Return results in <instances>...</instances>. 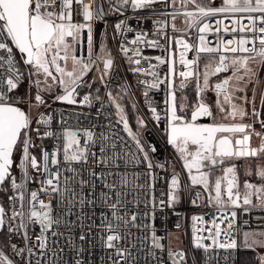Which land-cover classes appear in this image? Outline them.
I'll use <instances>...</instances> for the list:
<instances>
[{"label": "built area", "instance_id": "1", "mask_svg": "<svg viewBox=\"0 0 264 264\" xmlns=\"http://www.w3.org/2000/svg\"><path fill=\"white\" fill-rule=\"evenodd\" d=\"M110 0H99L103 7L104 15L96 17L90 22H85L83 16L79 14L80 6L74 4L76 10L73 14V23H90L92 46L89 48L88 44V29L84 28L77 36L76 40L68 38L71 50V55H75L82 62L89 64V69L97 71L100 94L92 96L91 89L80 91L77 89L78 95L75 99L78 101L76 104L60 103L56 97L63 94V88L59 95L54 98L47 97L44 88L40 85L38 90L35 85L29 81L27 75L21 80L17 89L21 88L30 97L29 104L35 101V96L39 94L43 97L44 103L39 104L42 109L32 117L30 114V107L28 114L31 127L28 135L31 137L32 144L29 151L35 155L38 160L41 158V150H46L49 153L62 149L64 140L62 133L65 128L71 130H79L81 145L83 146L86 137L83 135L84 130H90L94 133V139L99 137L101 133L107 136V141H100L89 144V151L96 153L93 158L89 155L86 163H73L71 167L79 172V178L84 180L93 179L90 176V171H95L103 176H108L109 180L119 179L122 174L127 175L128 179L132 181L135 186L132 191L126 196L124 200V207L121 213L137 215V226L129 227L127 232V239L121 240L122 247H127L132 252L131 264H173L169 256V252L182 251L185 254L184 261L181 264H240V252L242 250L252 251L257 259V264H262V255L256 247L242 246V233L243 232H259L264 234V200L248 205L239 202V206H232L227 204L224 207H218L214 202L210 201L209 193L204 190L202 185H192L188 171L183 167V161L169 143L168 139V124H169V104L170 92H175L176 103L178 107V114L185 116L190 120L191 112L197 105L198 101L203 99L213 116L209 117L210 123H234V124H250L252 127L248 129L251 135L252 147H258L261 141V136L256 133L263 134L261 130L262 121H264V63H261V58L256 57L254 61H250L254 67L251 69L255 73L253 87L241 86L235 78L231 83L235 85L234 89H230L233 96V103L242 107L247 115L241 119L237 116L235 119L231 117L225 119L226 113L219 111L217 100H223L222 96L217 95L214 89L216 83L222 82L227 77H232L233 69L221 72L217 75H212L209 79V88L202 94L199 93L197 88V80L190 79L185 82V87L181 88V77L179 72L184 71V67L180 65V51L182 50L175 43L170 42L169 38H183L190 45L198 44V31L196 27L189 29L185 23L186 17L183 15L185 11L192 10L193 5L188 4L186 7L182 5L181 0H175V4L171 0H160L147 9H134L130 5L125 6L122 12L109 10ZM115 2V0H111ZM200 2V0H198ZM206 3L207 0H202ZM221 0H214V4L218 6ZM85 4L89 0H84ZM174 14L176 19L174 21L176 30L171 27L173 23L172 17L169 14ZM222 17H209L206 22L213 31L203 33L205 36L206 46L216 47L221 44V41H232L231 44L224 43L223 47L236 46L235 40L241 37L251 39L253 33L249 32H228L223 31L217 33L214 31L218 27L216 20ZM124 21L125 27L122 31H118L115 27L117 23ZM160 21L162 23L157 24ZM244 25L250 26L247 20L243 21ZM225 26L228 28L238 27L232 23L231 19H225L223 25H219L221 29ZM128 29H131L130 31ZM100 32V33H99ZM102 34L104 37V46L96 45V35ZM145 33L147 40H156L159 42V47H150L147 44L139 45L141 49V68L140 73L132 71L137 67L130 63L128 56L121 51V45L131 48L132 45L129 41L135 39L137 34ZM165 33L167 35H165ZM259 35V33H256ZM105 46L108 48L107 52L102 51ZM252 47L251 44L247 45ZM259 47L257 41L256 44ZM15 58L19 62V67L22 71L27 73L26 66L23 64L21 54L14 48ZM128 55H132L129 53ZM171 55L175 61V68L177 75L174 77L173 86L170 87V59ZM186 59H197V54L193 48L191 51L186 52ZM225 55L230 62L233 56L254 55V53H200L197 63V71L201 74V67L203 64L215 66L218 63L219 56ZM111 58L113 61L112 67L108 70L107 75H104V60ZM161 57L167 63L160 64L155 58ZM63 64V62H61ZM154 65L152 69L158 73V79L164 80L162 84H158L157 88H148L146 84L141 81L151 83L153 77L147 75L149 66ZM248 65V66H249ZM2 71V69H0ZM56 73L54 72V75ZM242 73H239V75ZM103 76V80L101 79ZM37 78L33 77V80ZM200 81L202 76L199 77ZM259 86V87H258ZM247 88V89H246ZM235 89H243L238 91ZM16 90V89H15ZM126 90V91H125ZM145 91L148 95L145 96ZM95 93V92H94ZM111 93V96H109ZM119 93L121 96L129 97L134 108L137 112V127L139 132L129 124V128L135 134V137L140 140L144 147V153H147L148 161L152 163V168H148V161H143L144 153L139 152L137 145L132 136L124 129L121 122L120 115L116 110L113 102L114 94ZM11 103L12 92L8 93ZM89 95L91 99L90 104L81 103L83 97ZM193 100V101H192ZM183 110L180 111V107ZM225 108H230L229 105H224ZM155 109V112L152 109ZM255 109L257 115H253ZM43 116L47 119L51 116V121L48 124H37V121ZM159 117V118H157ZM142 122V123H141ZM39 128L40 135H37L36 129ZM54 133L51 137L43 136L45 131ZM233 135V134H232ZM237 136L242 134H236ZM112 143L116 144V148L112 149L106 145ZM101 146H105V153L100 152ZM155 151H152V149ZM135 154L138 161L135 163H125L124 160L115 159L111 165L99 164V159H108L113 157L114 154L124 156V153ZM22 156V145L18 152V156L12 166V175L16 177L17 182L24 175L22 169L18 167ZM127 157H125L126 159ZM239 157L236 159H240ZM59 159L61 160V170L63 181L64 176H71L73 173L63 171L68 165L63 161V153L60 151ZM249 159V158H244ZM51 156H49V168L53 169L51 165ZM143 161V162H139ZM118 165L119 167H115ZM113 172V176L109 173ZM30 179L25 183V195L30 197V192L40 188V179L38 173L33 169H28ZM174 175L178 176L180 186L176 190L177 200L169 206V193L171 192V180ZM212 175V173H211ZM223 175V173H222ZM213 174L215 178L221 177ZM212 179V177H211ZM95 195L99 197L101 191H106L103 188V181H95ZM73 187L77 188L78 185L74 182ZM4 190L6 211H11L13 205L9 200V196L17 195V192L11 188L10 183L7 181L0 187ZM90 189L85 186L84 193L87 195ZM127 192L128 189H125ZM40 198L46 202L49 197L40 194ZM196 203L193 204L192 201ZM163 201V204H161ZM15 207L19 208L17 204ZM38 207V205H37ZM53 215H59L62 223L59 226H54L48 232V247L46 249H39L34 247L38 244V237L40 235L39 224L27 222L25 228H20L19 231L9 233L7 228L8 245L3 246L0 243V251L13 261V264H75V260L79 258L82 264H111L109 256L113 250L107 249L103 244L105 232L101 227L102 213H107L111 217V211L102 206L97 200L96 206L93 208L85 205L82 209L79 205L72 208L71 213H67L65 205L58 203L57 198H52ZM236 213L235 218L230 214ZM223 214H228L229 219L225 220L221 225L222 235L218 238L220 242L228 243L235 242L233 248H219L213 247L211 241L204 239L202 243L208 248L205 251L203 248L195 247L194 231H193V216H203V224L199 227H211L213 217H219ZM70 222L68 225L63 223L64 220ZM231 223V231H228L227 225ZM14 226L18 227L20 220L17 219L13 222ZM89 227L91 232L86 237L87 242L79 240V236L88 232ZM52 231L62 233V235L53 236ZM223 232H228L224 235ZM24 233L30 237L29 240H24ZM160 238L159 243L163 245L162 249H155L151 247L152 236ZM201 236H207V232L199 233ZM15 244L17 248H24L22 254L17 255L15 249L11 245ZM81 247L83 252L79 257L76 256L75 247ZM28 247H33V253L27 251ZM62 250V251H61ZM43 253V254H41ZM122 264L124 262L122 261Z\"/></svg>", "mask_w": 264, "mask_h": 264}, {"label": "snow or ice", "instance_id": "2", "mask_svg": "<svg viewBox=\"0 0 264 264\" xmlns=\"http://www.w3.org/2000/svg\"><path fill=\"white\" fill-rule=\"evenodd\" d=\"M160 0H115L109 2V10L122 12L125 6L130 5L134 9H147ZM174 5L175 0H171ZM182 5L185 7L188 4L193 5L192 10L185 11L183 15L186 17L185 23L189 29L196 27L198 31V44L190 45L183 38H169L170 42L178 45L182 50L180 51L179 63L184 67V71L178 73L181 77V88L185 87V82L190 79L197 80V88L199 93H203L209 88V79L211 75H217L225 72L231 67L233 69L232 77L223 79L222 82L216 83L214 89L218 97L222 96L223 100H217L219 111L226 113L225 119L231 117L235 119L239 116L241 119L247 115V112L239 105L233 103V96L230 89H234L235 85L231 83L235 78L237 81L244 80L245 76L251 74L255 75L253 70L248 66L250 61H254L257 56L261 58V63H264V0H221L220 4L216 6L214 0H207L203 3L202 0H181ZM74 4L80 6V12L85 22H90L96 17L104 15L103 7L99 0H89L88 4L84 0H0V185H4L7 181L10 183L11 188L17 192L15 196H9L13 207L9 213L5 207L0 205V229L7 228L9 233L19 231L20 228H25L27 222L39 224L40 235L38 237V247L43 250L48 247V232L54 226H59L62 219L59 215H53L52 198H57L58 203L65 205L67 213H71L75 205H79L82 209L86 204L95 207L97 200L100 204L111 211L109 218L107 213H102L101 227L105 232L103 244L107 249L113 250L109 256L111 264H131L132 252L127 247H122L121 240L127 239V232L129 227H134L137 221V215L131 214L130 216L125 212L121 213V209L125 206L124 200L126 196L135 187L125 174L119 176V179L109 180L108 176H103L90 171L91 180H84L79 177V172L71 165L73 163H86L89 155L93 158L96 153L89 151V144L96 143L97 139L100 141H107L109 138L103 133L94 139V133L90 130H84L83 135L86 137L83 146L79 139L80 131L65 128L62 133L64 144L62 149H57L49 153L46 150H41V158L37 159L35 155L29 151L34 147L31 137L28 135L31 121L21 108L16 106V103H9L8 93L13 92L18 88L21 80L27 75V78L32 82L35 87L40 90L41 83H44V91L51 89L52 84H48L50 79L53 84L59 85L63 88V94L56 97L57 100L67 102L69 104L78 103L75 96L78 95L77 89L82 86L83 77L89 71V64L82 62L75 55H71V45L68 38L76 40L81 30L88 29V44L89 48L92 46L91 24L90 23H73V14L76 11L73 7ZM172 17V29L175 31L174 14H169ZM209 17H222L216 20L217 28L215 32L221 31L228 32H249L253 33L251 39L241 37L235 40L236 46L223 47L224 43L231 44L232 41H221V44L216 47L206 46L205 36L203 33L213 31L206 18ZM225 19H231L234 25L238 27L228 28L225 26L223 29L219 25L224 24ZM247 20L250 26H245L243 21ZM157 24L162 22L157 21ZM118 31H122L125 27L124 21L115 25ZM129 31L131 29H128ZM259 33V35H256ZM165 35H167L165 33ZM145 33L137 34L135 39L129 41L132 45L131 48L121 45V51L128 56L130 63L137 65L132 71L136 73L141 72L139 65L141 64V49L139 45L147 44L150 47H159V42L156 40H147ZM257 41L259 47L256 46ZM251 44L252 47L247 45ZM14 48L21 54L24 66H26L27 73L22 71L19 67V62L15 58ZM195 49L197 59H186V52ZM254 53V55L233 56L230 62L228 57L220 55L218 63L213 67L206 65V69L211 68V72L204 71L202 82L200 81V73L197 71L198 57L200 53ZM132 53V55H128ZM71 58L72 65L69 70L67 62ZM160 64L167 63L161 57L155 58ZM63 62V64L61 63ZM113 64L112 59L109 57L104 60V75H107L108 70L111 69ZM154 65L149 66L147 75L153 77V81H141L146 84L148 88H157L158 84L165 81L158 79V73L154 69ZM54 72L56 73L54 75ZM239 73H242L238 75ZM177 75L175 68V61L173 60L172 66L169 68V77L173 78ZM43 76V80L33 77ZM103 76L101 79L103 80ZM91 87V85H89ZM171 87V83H170ZM243 91V89H235ZM126 91V90H125ZM145 96L148 92L145 91ZM111 96V93H109ZM36 104H43L44 99L37 92L35 96ZM115 103V99L113 98ZM264 102V97H262ZM81 103L90 104L91 99L89 95L83 97ZM169 104L170 115V130H169V143L176 147L183 160V167L188 171L189 178L192 185H202L204 190L212 193L210 201L214 202L218 207H224L227 204L232 206H239L241 194L237 191V176L236 166L230 165L223 169V175L211 179V171L216 167L225 164L226 161L233 158H258L264 154V134L256 133L261 136V144L258 147L251 145V133L248 132L252 126L250 124H213V125H199L195 123L198 118L213 116V112L209 106L203 102L202 96L197 105L191 112L190 120L185 119L184 116L178 114V107L176 103L175 92H170ZM224 105H229L230 108H225ZM116 107L120 114L121 122L124 129L132 136L137 145L139 152L144 153V147L140 140L135 137V134L129 128L127 119L124 116L123 108L117 103ZM183 110V106L180 107ZM155 112V109H152ZM253 115H257L253 109ZM159 118V117H157ZM51 121V116L45 119L43 116L37 121V124H48ZM142 123V122H141ZM264 127V121L261 122ZM37 135H40L39 128L36 129ZM227 133L233 134L231 137L224 135ZM236 134H242L237 136ZM54 133L45 131L43 136L51 137ZM18 145H22V156L18 167H20L24 175L17 182L15 176L12 175V166L14 164L13 153ZM112 149L117 146L115 143L106 145ZM63 153V161L67 163V167L63 171L71 172L73 175L64 176L63 181L61 160L59 153ZM152 151H155L153 148ZM101 153H105V146H101ZM106 155V153H105ZM49 156H51V165L53 169L49 168ZM125 157H127L125 159ZM115 159L124 160L125 163H135L138 157L135 154L128 152L124 156L114 154L113 157L108 159H99L97 163L104 165H111ZM143 161H148L147 153H144ZM139 161V162H143ZM148 168H152V163L148 161ZM115 167H119L116 165ZM33 169L41 177L40 188L30 192V197L25 195V183L30 179L28 169ZM256 175L264 180V165L256 169ZM114 173L110 172L109 176ZM103 181V188L106 191H101L99 197L95 195V181ZM78 185L77 188L73 187V183ZM87 186L90 190L87 195L84 193V188ZM180 182L177 175H174L171 180V192L169 193V206L177 200L176 190L179 188ZM246 189L243 194V204L248 205L252 203L251 197L257 195L259 199H264V187L257 188L255 185L245 182ZM125 189H128L126 192ZM250 190V191H248ZM49 197L46 202L40 198V194ZM196 203L195 200L192 201ZM19 205V208L15 207ZM163 204V201H161ZM38 205V207H37ZM235 218L236 213L230 214ZM17 219L20 220L18 227L14 226L13 222ZM229 219L228 214H223L219 217H213L211 227H199L198 225L205 223L203 216H193V231L195 247L203 248L208 251V248L202 243L204 239L211 241V245L219 248H233L235 242L230 241L223 243L219 241L222 235L221 225L225 220ZM68 225L66 219L63 221ZM232 224L227 225L228 231H231ZM91 232L89 227L88 232H84L79 236V240L86 241L88 233ZM207 232V236H201L199 233ZM227 235L228 232H223ZM53 236L62 235L56 231H52ZM30 237L24 233V240H29ZM158 237L155 235L151 239V247L155 249H162L163 245L159 243ZM15 249L16 254H22L25 249L17 248L15 244L11 245ZM75 247V246H74ZM27 251L33 253V247H28ZM62 251V250H61ZM76 256L79 257L83 252L81 247H75ZM43 254V253H41ZM169 256L173 264H181L185 259V254L182 251L169 252ZM264 264V257L261 258ZM0 264H13L2 251H0ZM75 264H82V261L77 258Z\"/></svg>", "mask_w": 264, "mask_h": 264}, {"label": "rangeland", "instance_id": "3", "mask_svg": "<svg viewBox=\"0 0 264 264\" xmlns=\"http://www.w3.org/2000/svg\"><path fill=\"white\" fill-rule=\"evenodd\" d=\"M99 33L96 35V45L97 46H99V45L104 46V37H103L102 34H99ZM107 50H108V48L106 46H105V48L104 47L102 48V51H104V52H107ZM70 57H71V53H70ZM71 65H72V61H71V58H69V60L67 62V67H68L69 70L71 69ZM205 66L206 65L203 64L202 67H201V76H202L203 72L206 71V70L211 72V68L206 69ZM249 67L252 68V67H254V65L250 64ZM35 78H39L41 80L44 79L43 76L35 77ZM202 79H203V76H202ZM202 79H201V82H202ZM93 82L99 83L98 82L97 71L95 69H89V71L83 77V83H82V86L80 87V91H86V90L90 89L91 87H89V85L92 86ZM47 83L48 84H52L51 89L48 90V91H45L47 97L54 98L57 95H59V93H60V91L62 89L61 86L53 84V82L50 79L47 81ZM238 83L241 86H244V87L247 86V88L248 87H253V85H254V75L249 74V75L245 76L244 80L239 81ZM41 86L44 88L45 87L44 83H41ZM91 93H92V96H95L94 91H91ZM114 99H115V103H114L115 106L118 103L123 108L124 116L126 118V112H125L124 103H123V99H122L121 95L119 93H115L114 94ZM22 101L23 102L20 103L21 105H19L20 108L25 113L26 112L28 113V108H29V106H31L30 107V109H31L30 110V114L32 115V117H34L38 113V110L43 108V107H40L39 105H37L36 102H34V101L30 105L29 104L30 97L28 95H26L25 99L22 100ZM116 110L118 112L117 107H116ZM118 114H119V112H118ZM136 120H137V117H136ZM136 124H137V121H136ZM132 128L135 130V132H139V128L138 127H132ZM19 149H20V145H18V147H17V149L15 151L16 156H15L14 162H15L17 156H18ZM230 165L237 166L236 176H237L238 191L241 194V202H243V196L242 195L246 191V189L244 187L245 182L253 184L257 188L264 187V180H262L258 175L255 174L256 173V169L258 167L264 165V154H261V156L258 157V158H249V159H244V158L236 159V158H233L231 160H228L225 163V165L220 166L219 170L215 173V177L222 175L223 169L225 167L230 166ZM211 177H212V180L216 179L213 175H211ZM248 191H250V190H248ZM261 195H264V194H261ZM251 200H252V203H256V202L264 200V199H259L257 197V195H253L251 197ZM241 244H242V246H245V247H256L260 251L262 257H264V234L263 233L250 232V231L243 232L242 233Z\"/></svg>", "mask_w": 264, "mask_h": 264}, {"label": "trees", "instance_id": "4", "mask_svg": "<svg viewBox=\"0 0 264 264\" xmlns=\"http://www.w3.org/2000/svg\"><path fill=\"white\" fill-rule=\"evenodd\" d=\"M97 87H99V83L93 82L92 86L90 88L92 91L95 92L94 93L95 96L100 94L99 88L96 90ZM25 96H26V94L23 91V89H21V88L16 89L12 92L11 103L15 102L16 105H21L20 103L23 102L22 100L25 99ZM121 97L123 99L124 108H125V112H126V118L129 122V124L132 127H137V124H136L137 112L133 107L134 105L132 104L129 97H126V96H121ZM0 202L3 205L5 204L4 190L2 188H0ZM0 243L5 247H7V245H8V236H7L6 229H4L2 232H0ZM240 264H257V259H256L255 254L250 250H242L240 252Z\"/></svg>", "mask_w": 264, "mask_h": 264}, {"label": "water", "instance_id": "5", "mask_svg": "<svg viewBox=\"0 0 264 264\" xmlns=\"http://www.w3.org/2000/svg\"><path fill=\"white\" fill-rule=\"evenodd\" d=\"M172 62H173V56L171 55V59H170V67L172 66ZM170 83H171V87L173 86V83H174V77L173 78H170ZM58 102H60V103H67V102H64V101H60V100H57ZM69 104V103H68ZM76 104V103H75ZM17 107H19L20 108V106L19 105H16ZM22 110V109H21ZM170 115H171V113H170V111H169V124H168V139H169V130H170ZM185 117V116H184ZM191 117V116H190ZM185 119H187L186 117H185ZM195 123H197V124H199V125H213V124H234V123H210L209 122V117L208 116H204V117H200V118H198L197 119V121H195ZM261 130H262V132H263V134H264V127H262L261 126ZM224 135H228L229 137H231L232 136V134L231 133H227V134H224ZM260 144H261V141H260ZM259 144V145H260ZM172 145V144H171ZM173 146V145H172ZM174 147V149L176 150V152L178 153V155L180 156V154H179V152L177 151V149H176V147L175 146H173ZM14 160V159H13ZM183 161V160H182ZM227 162V161H226ZM225 162V163H226ZM3 185H0V187H2ZM239 202H241V201H239ZM0 205H2V206H4L1 202H0ZM4 229H0V232H2Z\"/></svg>", "mask_w": 264, "mask_h": 264}, {"label": "flooded vegetation", "instance_id": "6", "mask_svg": "<svg viewBox=\"0 0 264 264\" xmlns=\"http://www.w3.org/2000/svg\"><path fill=\"white\" fill-rule=\"evenodd\" d=\"M15 151L13 153V159H15V156H16ZM223 165H225V164H223ZM223 165H220V166H223ZM220 166L216 167L215 169H212V171H211L212 175L213 174L215 175V173L219 170Z\"/></svg>", "mask_w": 264, "mask_h": 264}, {"label": "crops", "instance_id": "7", "mask_svg": "<svg viewBox=\"0 0 264 264\" xmlns=\"http://www.w3.org/2000/svg\"><path fill=\"white\" fill-rule=\"evenodd\" d=\"M236 171H237V166H236ZM237 191H238V188H237ZM243 196V195H242ZM241 201V200H240Z\"/></svg>", "mask_w": 264, "mask_h": 264}]
</instances>
